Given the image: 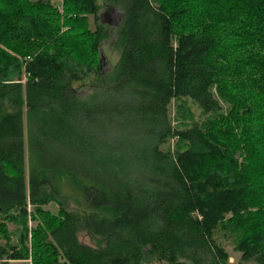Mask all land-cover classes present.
Wrapping results in <instances>:
<instances>
[{
  "label": "trees",
  "instance_id": "16d2710c",
  "mask_svg": "<svg viewBox=\"0 0 264 264\" xmlns=\"http://www.w3.org/2000/svg\"><path fill=\"white\" fill-rule=\"evenodd\" d=\"M105 1L107 75L98 0H0V264H264V0Z\"/></svg>",
  "mask_w": 264,
  "mask_h": 264
},
{
  "label": "rangeland",
  "instance_id": "374dc122",
  "mask_svg": "<svg viewBox=\"0 0 264 264\" xmlns=\"http://www.w3.org/2000/svg\"><path fill=\"white\" fill-rule=\"evenodd\" d=\"M60 1L62 0H54V2L57 4H60ZM98 4L101 7L100 11V21L101 24L107 29L109 38L106 40V42L101 46L100 55H103L104 57V65L102 69V74L107 75L111 72L112 68L115 66L118 58H119V52L113 48V43L117 40L118 35V28L121 24L122 15L118 8L110 7L106 4L105 0H98ZM89 26L92 31L96 30V26L94 24V19L91 17L89 19ZM99 62V57H98ZM97 81L95 77H90L83 83H77L75 88L83 92L84 94H88L90 92H93L95 90ZM191 109L196 114L199 121L203 120L204 118L201 115V111L194 105L190 104ZM175 107L172 108V116L174 117ZM174 124L177 125V123L174 121ZM175 142H172L171 146L174 145ZM72 187V186H71ZM64 188L72 194V188L70 191V187L67 188V185H64ZM74 202L70 204V209H73ZM47 210L56 213L57 207L56 206H50L47 208ZM32 226V224H30ZM10 232L13 234V242H16L17 240V227L14 225L9 226ZM237 233V232H236ZM237 237L229 232H218L215 236L216 241L218 244L225 249V251L228 253L230 260L229 264H239L241 261V253L236 250L237 242L239 239H241V234H236ZM81 240L88 245H94L90 238L86 235H83ZM31 264V263H30ZM249 264H256V263H249Z\"/></svg>",
  "mask_w": 264,
  "mask_h": 264
},
{
  "label": "water",
  "instance_id": "95a60500",
  "mask_svg": "<svg viewBox=\"0 0 264 264\" xmlns=\"http://www.w3.org/2000/svg\"><path fill=\"white\" fill-rule=\"evenodd\" d=\"M104 62H105V60H104L103 55H100V56H99V66H100V70H101V71H102V69H103Z\"/></svg>",
  "mask_w": 264,
  "mask_h": 264
},
{
  "label": "crops",
  "instance_id": "0c3cea01",
  "mask_svg": "<svg viewBox=\"0 0 264 264\" xmlns=\"http://www.w3.org/2000/svg\"><path fill=\"white\" fill-rule=\"evenodd\" d=\"M61 3V1H60ZM15 264H30V262H19V263H15Z\"/></svg>",
  "mask_w": 264,
  "mask_h": 264
},
{
  "label": "built area",
  "instance_id": "2783aa9c",
  "mask_svg": "<svg viewBox=\"0 0 264 264\" xmlns=\"http://www.w3.org/2000/svg\"><path fill=\"white\" fill-rule=\"evenodd\" d=\"M60 4H62V1H61V3ZM59 11L62 13L63 11H62V6H59Z\"/></svg>",
  "mask_w": 264,
  "mask_h": 264
}]
</instances>
